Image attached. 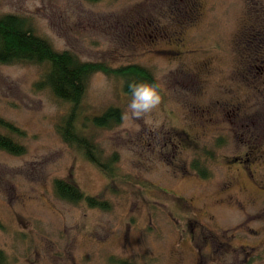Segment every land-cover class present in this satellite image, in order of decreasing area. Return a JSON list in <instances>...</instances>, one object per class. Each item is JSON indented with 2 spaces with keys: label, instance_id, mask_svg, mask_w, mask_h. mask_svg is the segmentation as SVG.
<instances>
[{
  "label": "rangeland",
  "instance_id": "1",
  "mask_svg": "<svg viewBox=\"0 0 264 264\" xmlns=\"http://www.w3.org/2000/svg\"><path fill=\"white\" fill-rule=\"evenodd\" d=\"M6 15L23 18L59 52L112 69L138 65L161 86V103L146 119L105 129L94 116L110 107L123 116L131 94L121 78L90 76L76 126L104 158L117 155L128 180L111 183L65 140L61 127L72 105L39 88L46 67L0 63V120L23 135L1 123L0 133L25 148L22 155L0 150L6 264H264V162L246 169L230 161L262 132L250 127L252 137L231 125L229 110L219 126L208 122L232 103L244 102L243 116L264 112V95L243 81L245 65L264 58V0H0ZM254 27L262 31L261 55L250 50ZM175 130L202 135L201 147L228 140L212 178L190 169L193 152L180 157L170 140ZM60 180L109 208L61 199Z\"/></svg>",
  "mask_w": 264,
  "mask_h": 264
},
{
  "label": "trees",
  "instance_id": "2",
  "mask_svg": "<svg viewBox=\"0 0 264 264\" xmlns=\"http://www.w3.org/2000/svg\"><path fill=\"white\" fill-rule=\"evenodd\" d=\"M0 63L44 65L46 67L45 74L38 83L39 88L49 87L58 99L72 105V112L61 127L65 140L76 145L87 159L109 178L111 183L128 180L116 168L117 155L110 159L104 158L97 144L79 131L75 118L78 116L79 107L86 96L88 80L92 74L104 72L107 75L121 78L126 92L130 94L128 85L132 81L158 83L150 70L138 65L112 69L104 63L82 62L69 51L55 50L49 41L38 36L23 18L16 15L0 17ZM92 120L96 127L112 129L122 123V112L119 108L110 107L102 115L94 116ZM0 123L13 133L23 135V131L12 123L3 120H0ZM0 150L12 155L25 153L23 145L17 143L14 138L1 133ZM192 168L197 170L195 167ZM56 191L61 199L72 203L86 202L90 207L105 210L109 208L107 202L86 195L71 182L57 181ZM6 261L5 253L0 251V264H6Z\"/></svg>",
  "mask_w": 264,
  "mask_h": 264
},
{
  "label": "flooded vegetation",
  "instance_id": "3",
  "mask_svg": "<svg viewBox=\"0 0 264 264\" xmlns=\"http://www.w3.org/2000/svg\"><path fill=\"white\" fill-rule=\"evenodd\" d=\"M251 31H254L256 33L254 36H252L253 38L252 40H254L255 43L254 44L251 43L253 44V46L252 48H250V50L261 55L263 48V41L261 38L262 31L261 29H255V27L251 28ZM258 36H260L261 40H258ZM244 42H242L241 45H243ZM240 49L241 47L239 46H236L234 48L235 51L237 50L239 51ZM244 68L245 70H247V74L244 75V79H243L245 84L249 85V87L252 88L254 91H256L259 95H264V58L263 59L260 58L258 63L256 64L245 65ZM227 70L228 69H225V71ZM243 74H241V79H239L240 82H242ZM235 76L236 75H234L233 78H235ZM230 92H232V90ZM235 93L237 94V96L243 98L241 92H235ZM245 107L246 105L244 104V102H240L238 105L232 103L230 104V107L228 105H225L221 108L220 111L214 112L215 116L210 118L208 122L211 121V123L214 124L215 126H219L222 123V119H224L225 116L223 115V112L225 110H229L228 114L231 115L230 117L225 116V119H227L228 122L231 123V125L233 124L238 125V123L242 124L241 127L243 126V129H245L246 134L247 132L250 134V130H249L250 127L259 129L262 132V135L259 136L258 140L255 138L257 142H252L246 146L247 148L243 156H235L230 160L232 161V163L234 162L236 164H241L245 166L244 168L247 169L251 164H254L256 160L260 162H264V154L257 153L258 148L264 145V112L261 113L262 110L260 109L253 116L249 115L248 113L244 114L243 116L242 113H240V110H243ZM218 112L220 113V115ZM175 132H176V136L173 137L172 135L170 140L172 143H174V145L177 146L180 157L182 156L183 152H189V151L193 152V155L188 160L190 169L196 174V176H198L202 180H209L210 178H212L213 177L212 166L213 164L218 165L217 163L220 162V160H218L219 157L216 155V153L219 151L220 148H222L225 145H228V140L225 139L224 137L216 138L214 140L215 143L213 145L215 148L212 147L208 148L206 145L201 147L199 138L202 135L199 137H194L187 130L185 131L175 130ZM246 134L243 133L242 136L247 137ZM204 135L206 136V134ZM250 135L252 137L255 136L253 133H251ZM192 167L197 168V170H193ZM184 174H189V172L185 171Z\"/></svg>",
  "mask_w": 264,
  "mask_h": 264
},
{
  "label": "clouds",
  "instance_id": "4",
  "mask_svg": "<svg viewBox=\"0 0 264 264\" xmlns=\"http://www.w3.org/2000/svg\"><path fill=\"white\" fill-rule=\"evenodd\" d=\"M160 87L158 83L130 82L128 88L131 101L122 119L126 121L146 119L161 103Z\"/></svg>",
  "mask_w": 264,
  "mask_h": 264
}]
</instances>
